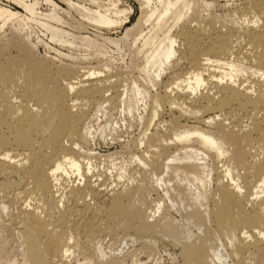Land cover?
I'll list each match as a JSON object with an SVG mask.
<instances>
[{"label":"bare ground","instance_id":"bare-ground-1","mask_svg":"<svg viewBox=\"0 0 264 264\" xmlns=\"http://www.w3.org/2000/svg\"><path fill=\"white\" fill-rule=\"evenodd\" d=\"M3 1L22 8L29 15L27 20L40 24L52 41L72 48L93 47L90 37L70 35L50 24L62 22L59 7L53 0H43L51 7L48 14L41 12V0H0V3ZM62 1L67 5V13L74 12L80 18V30L91 27L95 32H102L122 28L134 12L124 0ZM133 1L139 10L136 23L126 30L123 38L109 41L117 48L120 40L129 44L133 58L140 61L136 68L131 65L129 69L137 71L138 76L131 77L125 72L109 74L111 57L103 53L97 60L100 57L108 60L104 68L85 73V80L71 69L63 70L67 80L62 88H58L53 78L52 58L39 63L26 61L21 68L13 62L0 65V83L5 86L0 90L3 108L0 112V177H5L0 191L17 188L20 196L15 195L11 206H1V217L9 215L11 221L18 220L17 238L21 241V255L26 264H67L77 249L87 264H121L124 259L107 258L97 242L101 233L111 229L110 226L105 229V218L106 221L121 220L126 225L137 223L138 232L150 237L162 228L166 217L149 221L164 213L161 206L150 214L148 210H134L138 187L113 192L109 209L86 202L88 197L97 200L100 192L99 180L91 179L94 157L88 153L82 155L83 145L94 142L96 137L93 127L81 131L85 113L79 101L90 99L95 101L96 116L105 117L102 138L105 137L106 144L108 138L119 139L115 129L106 135L107 126L113 123L107 120L112 112L135 117L143 125L134 160L152 171L156 186L165 188L169 199L172 198L170 191L187 192L196 211L192 219L201 222L202 227L211 222L214 214L208 203L211 194L227 209L242 211V232L225 234L227 242L221 238L220 247L213 248L211 254L201 247H184V253L194 264H230L228 261L264 264V229L253 231L259 222L264 223V200L255 211H247L249 203L264 198V173L257 191L249 197L245 196L243 178L234 175L229 163L216 179L214 163L242 159L239 139L225 130H188L180 121L188 115L201 114L197 118L200 124L224 128L220 116H205L218 109L264 112V0H249L246 11H251L254 17L253 21L243 20L247 25L236 23L239 8L229 11L227 20L219 22L212 10L220 0ZM201 9L212 12L209 19L200 15ZM28 15L0 5L3 26L11 19ZM20 26L24 30L27 24L23 22ZM241 44L251 49L247 55L242 54L247 63L235 56L242 53L238 51ZM19 47L24 51L26 43L20 42ZM70 57L74 55L70 53ZM181 61L189 64L186 73L177 72ZM250 72L258 77L251 82L242 80ZM113 77L117 80L112 81ZM17 80L23 83L18 84ZM14 93L23 104L13 103L11 94ZM29 102H36L40 111L35 113ZM165 115L170 118L168 122L163 119ZM168 124L172 130L170 138L160 134L162 129L166 132ZM257 126L264 128V121ZM40 134L44 136L41 143L36 139ZM168 139L174 151L165 149L168 153L162 152L161 164L155 168L156 152ZM66 177L74 178L67 195L74 203L70 207L65 206V193L61 194ZM173 180L186 184V189H174V185H170ZM29 194L36 196L37 204L31 205L27 200V204L23 203L25 206L19 204L18 200ZM252 197L255 199L251 200ZM4 230L1 227L0 233ZM168 232L175 236L177 231L170 228ZM77 236L80 239H76ZM6 245L7 242L0 245V264H17L16 260L5 256Z\"/></svg>","mask_w":264,"mask_h":264},{"label":"rangeland","instance_id":"rangeland-1","mask_svg":"<svg viewBox=\"0 0 264 264\" xmlns=\"http://www.w3.org/2000/svg\"><path fill=\"white\" fill-rule=\"evenodd\" d=\"M59 7L58 13L62 17V22L55 23L50 22L54 28L62 29L68 32L70 35H82L90 37L93 40V47L91 49L84 47L72 48L65 44L52 41L50 34L40 26V24L27 20L29 15L25 11L13 3H7L3 1L0 3L3 7H10L14 12H18L21 15H28L25 17L14 18L8 21L3 26L4 21L0 20V65H7L9 62H13L18 68L29 61L31 63H39L43 60L52 58L54 60L53 78L58 86L62 88L66 84L67 77L63 70L71 69L78 73L77 77L85 80L84 74L93 70L104 68L105 62L108 61L104 57H97L100 53L107 54L111 57L110 72L109 74L115 75L122 72L127 73L131 77L138 76L137 71L129 69L131 65L135 68L140 64V61H136L133 58L129 50V44L124 40H120L119 48L111 44L109 39L119 40L123 38L126 30L132 28L139 17L138 6L133 0H124L126 5H130L134 8V12L129 22L122 28L105 30L102 32H95L91 27L86 30H80L78 28V22L81 21L77 14L71 12L67 13V5L61 0H53ZM249 0H220L219 4L212 10L216 14L219 22L227 20V14L233 9H241L240 14L236 16L238 24L247 25V21H243L249 18L253 21V13L246 11V7L249 5ZM40 10L41 12L48 14L51 7L41 0ZM61 9V10H60ZM212 12L208 10H200V15L209 19ZM230 13V12H229ZM234 15V14H232ZM26 23L27 26L24 30L21 29V24ZM238 26V25H237ZM105 34V35H103ZM20 36V38H18ZM20 42L26 43V49L21 51L19 45ZM238 53L236 58L243 63H247L244 59V55L251 52L249 46L241 44L238 45ZM245 46V47H244ZM246 52V53H245ZM70 53L74 55V58L70 57ZM93 54V56H91ZM244 54V55H242ZM67 55L69 57H67ZM89 55L91 57H89ZM86 56V57H85ZM189 69V64L186 61H181L177 72L186 73ZM76 77V76H75ZM258 75H254L251 72L242 77V80L252 81L256 79ZM73 78V77H71ZM117 78L113 77L112 81H116ZM73 83H77V80H72ZM18 84L23 83V80H17ZM249 83V82H248ZM247 86V83L244 84ZM5 86L0 83V90ZM12 101L15 105H21L24 101L16 95L11 94ZM83 107V113L85 117L81 124V131L85 132V129L92 128L95 141L85 143L83 145V156L91 154L93 158L94 170L91 172L92 181L99 180V194L97 200L88 197L87 203L91 205L98 204L104 209H109L111 197L113 192H124L127 188L138 187V203L135 205L137 211L155 210L158 206H161L164 210V215L159 214L156 218L149 219L150 222L160 220L161 217H166L162 221V228L157 231L152 237L148 234L139 233L137 230V223L126 225L121 220L116 221H104L105 229L111 227L110 230L101 233L97 238V242L102 245V249L107 254V258L111 259H124L121 264H194L191 258L184 253V247H201L203 250L212 252L213 248L220 247V239L227 242L225 234L235 232L236 234L242 232V211L239 209L229 210L224 207L217 197L211 194L208 198L210 208L214 214L211 218V222H207L205 227L200 225L201 222L197 219L193 220V213L195 208L194 202L187 192L184 194H178L177 191H170L169 196L166 195L163 188H158L154 179H152V171L139 165L134 160V155L138 153L137 145L140 140V133L143 130V125L135 118L121 115L120 113L112 112L107 120H111L113 123L106 128V135L113 130H117L118 141H112L108 138L107 144L105 143V117L101 115L96 116L95 101L90 99H84L79 101ZM33 111L39 112L40 108L36 102H29ZM3 108L0 106V112ZM50 111V110H48ZM51 112H49L50 114ZM178 116V113H175ZM220 116V121L224 123V128L213 125L200 124L197 118L199 115H188L180 119L181 123L186 126L188 130L200 129L210 132L225 130L228 135H234L239 139L240 147L243 151L242 159L239 161H223L213 164L215 170V178L222 176L224 165L229 163L234 168V175L242 177L244 182L245 196H250L257 191V186L264 173V128L258 127L257 124L263 125L264 112L253 110H240L238 108L227 110H216V112L206 115L205 117ZM167 122L169 117L167 115L164 118ZM115 125V127H114ZM217 125V124H216ZM166 132L164 130L160 134H166L167 138L172 135L170 124L166 126ZM44 136H37V142L41 143ZM112 141V142H111ZM171 140L168 139L165 144H162L160 150L156 152L157 156L154 159L155 168H159L161 164L162 152L165 149H170L172 152L173 145ZM234 150V148H232ZM168 153V151H164ZM13 155V153H11ZM1 158V157H0ZM158 161V162H156ZM239 162V163H238ZM238 163V164H237ZM212 165V161H209ZM122 175V177H120ZM67 178V177H66ZM63 181L61 186V194L64 196L65 206H72L73 201L68 198L69 188L74 184V178H67ZM5 181V177H0V185ZM130 183V184H129ZM174 189L185 190L186 184L173 180ZM169 186V185H168ZM19 190L17 188L8 190L6 192L0 191V208L2 205L11 206L13 200L18 196ZM212 193V192H211ZM16 195V197H15ZM20 197V196H18ZM34 194L22 196L23 200H18L19 204L25 206L26 200L31 205H35L36 199ZM67 197V198H65ZM25 199V200H24ZM68 199V200H67ZM255 199V198H250ZM67 200V201H66ZM170 200L174 202L171 204ZM263 199H257L247 205V211L253 212L254 208H257ZM22 201V202H20ZM25 201V204H23ZM69 201V202H68ZM66 203H68L66 205ZM82 205L80 201L79 206ZM74 206V205H73ZM1 210V209H0ZM147 211V212H148ZM11 215V210H10ZM123 223V224H122ZM4 227V233H0V245H7L3 249L5 256L9 260H16L17 264H26L23 261L21 251V241L17 238V232L19 231L18 220L11 221L9 215L6 218H2L0 214V228ZM174 228L177 232L175 236L169 235L168 230ZM264 229V223L259 222L257 229ZM80 239L77 236L76 239ZM75 243V242H74ZM110 260V259H109ZM105 261V258H104ZM238 259H235V262ZM228 263L232 264L231 261ZM67 264H87L85 257L76 251L74 258ZM226 264V263H222ZM234 264V263H233Z\"/></svg>","mask_w":264,"mask_h":264}]
</instances>
